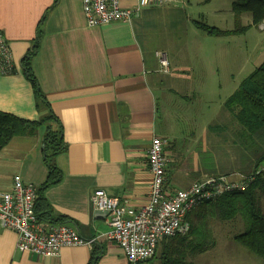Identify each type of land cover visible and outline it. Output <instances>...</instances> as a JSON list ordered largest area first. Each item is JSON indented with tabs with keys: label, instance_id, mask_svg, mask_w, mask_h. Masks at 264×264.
<instances>
[{
	"label": "crops",
	"instance_id": "1",
	"mask_svg": "<svg viewBox=\"0 0 264 264\" xmlns=\"http://www.w3.org/2000/svg\"><path fill=\"white\" fill-rule=\"evenodd\" d=\"M135 3L122 1L124 6ZM160 8L141 9L131 24L89 27L81 0H0V32L14 66L12 73H0V111L27 121L44 120L51 113L57 120L44 122L32 136L13 138L0 151V190L10 189L16 175L37 189L45 183L48 169L43 137L48 127H60L65 150L54 163L61 178L41 191V196L54 222L67 224L93 241L90 246L64 247L56 257L39 258L19 252L16 234L0 226V264H129L118 245L106 236L110 229L107 216L92 208L89 197L101 189L135 208L141 206L150 191L147 150L151 139L164 141L166 156L172 150L158 128L163 105H159L156 90L164 72L159 61L145 58L140 41L144 33L140 20ZM38 36L30 69L48 108L37 98L21 66ZM263 61L264 51L254 68ZM213 144L217 141L200 150ZM199 166L193 158L187 168L190 171L182 175L175 159L169 157L167 189H186L217 170V166L213 170ZM229 240L193 257L184 248L185 264L264 263L231 237ZM219 248L222 251L215 252ZM179 249L177 241L162 239L154 256L141 264H165V258Z\"/></svg>",
	"mask_w": 264,
	"mask_h": 264
},
{
	"label": "rangeland",
	"instance_id": "2",
	"mask_svg": "<svg viewBox=\"0 0 264 264\" xmlns=\"http://www.w3.org/2000/svg\"><path fill=\"white\" fill-rule=\"evenodd\" d=\"M231 2L232 0H175L163 4L164 7L159 6L160 9L147 13L140 20L144 23L140 29L144 28L145 34H142L140 41L145 58L158 62L156 51L167 57L168 72L160 75L161 86L156 90L159 105H163V111H159L158 128L166 142L170 141L172 150L167 154V159H175L182 175L190 171L187 168L193 158L197 159L200 168L206 166L213 170L217 166L216 175L250 170L241 158L244 155L239 151L240 143L234 145V140L227 138L232 136L231 131L219 137V153H215L216 166H208L209 163L214 164L215 150L211 151L210 147L205 146L200 150L204 144L209 146L216 142L217 136L207 132L209 125H227L232 122L228 112L223 109V104L255 69V61L264 51V21L262 29L250 26L245 32L231 34V37L209 35L196 27L195 23H201L221 31L233 30L235 20ZM169 4L172 5L166 6ZM250 18L249 13L242 15L240 25H249ZM261 168L263 184L264 164ZM231 178L238 179L236 176ZM258 196L259 208L264 214V187L258 190ZM238 204L242 206L241 203ZM234 206L221 208L217 213L220 214L222 210V213H226ZM207 220V241H214L217 246L245 231V218L239 211L227 221L210 220L208 217ZM200 231L201 228L195 229L194 239ZM221 251L219 248L215 252ZM258 260L264 262L263 259Z\"/></svg>",
	"mask_w": 264,
	"mask_h": 264
},
{
	"label": "built area",
	"instance_id": "3",
	"mask_svg": "<svg viewBox=\"0 0 264 264\" xmlns=\"http://www.w3.org/2000/svg\"><path fill=\"white\" fill-rule=\"evenodd\" d=\"M123 0H81L82 11L89 27L120 22L131 24L141 9L159 7L175 0H134L124 6ZM262 24V23H261ZM258 28L262 29V25ZM161 70L168 72L165 54L157 53ZM14 71L11 52L0 32V73ZM151 184L146 203L135 208L126 200L108 196L101 189L89 197L94 210L107 216L109 231L106 236L115 242L129 264H141L151 259L160 240L184 236L189 232L187 214L200 204L213 202L221 195L243 190L246 182L240 176L207 177L193 182L186 189L171 191L166 187L168 159L164 141L153 137L147 150ZM37 188L16 175L8 190H0V226L17 236L16 249L39 258L56 257L64 247L90 246L92 240L79 235L63 223L39 220L35 213Z\"/></svg>",
	"mask_w": 264,
	"mask_h": 264
},
{
	"label": "trees",
	"instance_id": "4",
	"mask_svg": "<svg viewBox=\"0 0 264 264\" xmlns=\"http://www.w3.org/2000/svg\"><path fill=\"white\" fill-rule=\"evenodd\" d=\"M231 12L235 20L233 30L221 31L216 27L201 23H195L196 27L204 30L209 35L215 36H227L245 32L250 26H259L264 21V0H232ZM245 13L250 14L251 24L244 27L240 25V16ZM39 42L40 38L38 36L33 42L31 49L22 59L21 66L25 76L31 82L37 98L43 100V96L30 69V61L37 51ZM41 103L46 105L44 100ZM46 107L48 108V105H46ZM223 109L228 112L229 120L232 122L235 121V124L231 122L227 125L208 126L207 132L210 135L217 136V139L215 137L217 144L211 147V151H213V149L215 150V152H213L215 161H213L214 164H210L211 166H216L215 153H219V137L231 131L232 136H228L227 138H232V140H234L232 141L234 145L240 143L239 151L244 155V158L243 156H241V158L243 162L250 167V170L248 172L236 171L234 173H221L220 175L214 174L207 177L240 176L245 180L246 186L243 190L225 193L213 202L200 204L192 209L186 216V220L189 224V232L184 236L163 239L175 240L181 247V249L175 252L174 256L169 254L165 258L167 261L165 264H185L184 250L186 248L188 249L186 251H190L192 257L210 250L215 242L207 241L208 235H206V233L208 234V231L206 227L208 225L207 221H209L207 217L210 220L217 219L218 221H227L238 211L241 212L245 218V231L233 236L231 239L251 254L260 259H264V214L261 213L258 204V190L264 187V182L262 184L261 181V176L263 174L261 165L264 164V61L260 66L255 68L225 100ZM44 122L56 123L57 120L51 113L44 120L27 121L0 111V151L15 137L34 135ZM230 127L234 128L230 129ZM43 143L45 146L44 162L48 169V177L45 183L37 189L35 213L39 220L56 223L54 222L55 219L51 216V212L47 208V204L41 196V191L57 183L61 178V173L54 163V158L65 150L60 127L55 130L48 127L43 137ZM238 203H241L242 206L240 207ZM230 206H234L235 208L228 210L226 213H222L223 210L220 214L217 213L221 208ZM63 219L64 218H61L60 220L59 218V221ZM200 228L202 231L198 232V234H196L197 237L194 239L195 229L200 230ZM208 242H210V245H208Z\"/></svg>",
	"mask_w": 264,
	"mask_h": 264
}]
</instances>
